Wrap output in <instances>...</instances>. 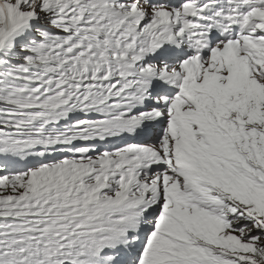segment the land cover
I'll return each mask as SVG.
<instances>
[{
	"label": "snow or ice",
	"instance_id": "snow-or-ice-1",
	"mask_svg": "<svg viewBox=\"0 0 264 264\" xmlns=\"http://www.w3.org/2000/svg\"><path fill=\"white\" fill-rule=\"evenodd\" d=\"M0 264H264V0H0Z\"/></svg>",
	"mask_w": 264,
	"mask_h": 264
}]
</instances>
